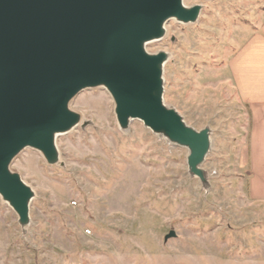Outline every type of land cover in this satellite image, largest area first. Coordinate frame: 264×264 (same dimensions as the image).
Instances as JSON below:
<instances>
[{"label":"rangeland","instance_id":"rangeland-1","mask_svg":"<svg viewBox=\"0 0 264 264\" xmlns=\"http://www.w3.org/2000/svg\"><path fill=\"white\" fill-rule=\"evenodd\" d=\"M197 18H169L148 54L165 53L162 101L209 148H189L139 119L121 126L104 86L68 103L77 124L55 139L59 159L25 147L10 161L32 190L26 223L0 195V264H264V200L249 193L251 114L230 60L264 22V0H182ZM173 231L174 235L166 238Z\"/></svg>","mask_w":264,"mask_h":264},{"label":"water","instance_id":"water-1","mask_svg":"<svg viewBox=\"0 0 264 264\" xmlns=\"http://www.w3.org/2000/svg\"><path fill=\"white\" fill-rule=\"evenodd\" d=\"M199 10L182 0H0V195L20 223L32 190L9 163L25 147L54 160L53 133L77 124L68 103L85 88L107 89L121 126L139 119L187 146V164L201 177L208 130H194L163 103L165 53L144 50L166 20L192 22Z\"/></svg>","mask_w":264,"mask_h":264},{"label":"crops","instance_id":"crops-1","mask_svg":"<svg viewBox=\"0 0 264 264\" xmlns=\"http://www.w3.org/2000/svg\"><path fill=\"white\" fill-rule=\"evenodd\" d=\"M229 66L238 97L251 114L246 163L249 193L264 200V22L237 50Z\"/></svg>","mask_w":264,"mask_h":264},{"label":"bare ground","instance_id":"bare-ground-1","mask_svg":"<svg viewBox=\"0 0 264 264\" xmlns=\"http://www.w3.org/2000/svg\"><path fill=\"white\" fill-rule=\"evenodd\" d=\"M162 32H164V24H162ZM71 129V128H70ZM69 129V130H70ZM69 130H67V131H69ZM66 131V132H67ZM62 133H65V132H55V133H53V135H54V139H56V136H58L59 134H62ZM54 144H55V141H54ZM55 146V145H54ZM59 159V154L56 152L55 153V158H54V160H51L49 163H53V162H56L57 160Z\"/></svg>","mask_w":264,"mask_h":264}]
</instances>
